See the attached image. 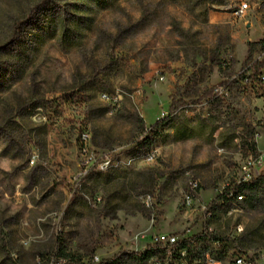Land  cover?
I'll return each instance as SVG.
<instances>
[{
  "label": "rangeland",
  "instance_id": "rangeland-1",
  "mask_svg": "<svg viewBox=\"0 0 264 264\" xmlns=\"http://www.w3.org/2000/svg\"><path fill=\"white\" fill-rule=\"evenodd\" d=\"M263 12L264 0H0V264H53L58 239L85 264H139L155 237L205 229L224 239L215 264H264V193L205 214L264 174V86L202 98L264 39L252 33ZM190 80V106L146 144L143 129ZM252 132L261 164L247 154Z\"/></svg>",
  "mask_w": 264,
  "mask_h": 264
},
{
  "label": "trees",
  "instance_id": "trees-1",
  "mask_svg": "<svg viewBox=\"0 0 264 264\" xmlns=\"http://www.w3.org/2000/svg\"><path fill=\"white\" fill-rule=\"evenodd\" d=\"M96 3H102L106 0H93ZM220 68L226 70L229 66L228 61L219 62ZM264 74V39L257 41L248 42V52L247 56L242 63L241 71L224 82L220 83L215 87H211L206 90L202 98L212 102L223 96L230 90V88L236 83H240L244 87L250 86H264L262 81V75ZM191 80L187 81L184 86L179 87L176 91V95L172 98V102L169 107L168 114L158 119L150 128H144V136L142 139L149 144L151 138L160 137L165 128L169 125L174 114L179 111L188 108L190 103L184 100L183 91L191 86ZM178 93V94H177ZM143 123V121L141 120ZM144 127V125H143ZM81 135L82 149L86 146V140L83 139V134ZM257 133L252 132L250 135L247 147V154H252L253 159H257L261 156V153L257 151L256 143ZM116 168L112 164L108 169ZM106 169V170H108ZM89 169L85 176H87L90 171ZM151 175L152 171H148ZM100 175V174H99ZM114 177L110 175V184L113 182ZM155 183L154 177L151 176L148 180V185ZM264 193V174L259 176H254L249 180H241L236 183L234 187H229L222 191L208 207L206 208L205 214L211 218L215 216L213 210L216 206H223L225 203L238 202L237 197L243 195L244 199L249 198L254 200L257 196ZM210 243L215 246L213 251H209ZM224 239L217 237L213 232L205 229L202 233H199L190 237L180 238L179 241L172 245L171 247L163 246L160 243H153L148 246L144 251L140 253H134L132 258L134 262L139 264H146L150 260H154L155 264H176L180 260H184L186 264H207V254H211L218 261L222 260L225 256L224 254ZM185 253V254H183ZM243 256V255H237ZM51 261V260H50ZM53 264H61L65 262L68 264H85L78 255L68 251L60 239L56 242Z\"/></svg>",
  "mask_w": 264,
  "mask_h": 264
},
{
  "label": "built area",
  "instance_id": "built-area-1",
  "mask_svg": "<svg viewBox=\"0 0 264 264\" xmlns=\"http://www.w3.org/2000/svg\"><path fill=\"white\" fill-rule=\"evenodd\" d=\"M251 11V6L248 2L246 1H243L241 2L239 5L235 6L233 9H232V15L237 18V19H243L245 18L249 12ZM262 81L264 83V74L262 75ZM83 139L86 140V142L88 141L89 139V134L88 133H84L83 134ZM85 150V148H84ZM154 154H152L150 156V158H154ZM261 156L257 159H252L253 161H256L258 164H261V160H260ZM89 160H92V158H89ZM89 160H88V163H89ZM87 163V164H88ZM98 166H100L101 170H106L107 168H109L111 165H112V161L109 160V159H103V161L101 162H96ZM252 176H250L248 179H245V180H249ZM197 189H198V183L195 182L193 184V187L191 188V191L189 192V194L187 195V200L188 202H191L194 198H195V194L197 192ZM238 199V202H242L244 200V197L243 195H239L237 197ZM238 229L241 231L243 230L242 227H238ZM180 238H178L176 235H161V236H157L153 239V243H160V244H163V246H166V247H171L172 245H175L178 241H179ZM185 254V253H183ZM247 260L245 259L244 256H236V259H235V264H246ZM218 260L212 256L211 254H207V264H215L217 263ZM176 264H186V262L182 259L180 261H178Z\"/></svg>",
  "mask_w": 264,
  "mask_h": 264
},
{
  "label": "crops",
  "instance_id": "crops-1",
  "mask_svg": "<svg viewBox=\"0 0 264 264\" xmlns=\"http://www.w3.org/2000/svg\"><path fill=\"white\" fill-rule=\"evenodd\" d=\"M263 14H264V12H263ZM221 18L222 17H218V20H220ZM263 28H264V19L259 22L258 28L256 27L254 29V32L252 31L253 35H258L260 32H262V29ZM256 40L257 39L252 38V39L248 40V42H250V41H256Z\"/></svg>",
  "mask_w": 264,
  "mask_h": 264
}]
</instances>
